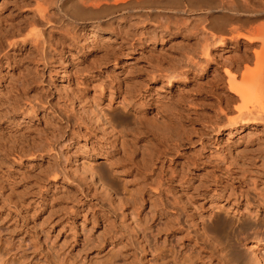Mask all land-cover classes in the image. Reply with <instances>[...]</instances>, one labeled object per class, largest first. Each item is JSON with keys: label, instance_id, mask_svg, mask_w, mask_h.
Wrapping results in <instances>:
<instances>
[{"label": "rangeland", "instance_id": "1", "mask_svg": "<svg viewBox=\"0 0 264 264\" xmlns=\"http://www.w3.org/2000/svg\"><path fill=\"white\" fill-rule=\"evenodd\" d=\"M157 1L156 16L74 27L54 0H0V264H256L252 245L264 256V126L212 127L225 121L219 57L234 48L210 46L192 69L205 17Z\"/></svg>", "mask_w": 264, "mask_h": 264}, {"label": "bare ground", "instance_id": "2", "mask_svg": "<svg viewBox=\"0 0 264 264\" xmlns=\"http://www.w3.org/2000/svg\"><path fill=\"white\" fill-rule=\"evenodd\" d=\"M110 1L113 3L111 4ZM189 2L184 5H178L179 2H177V8L172 12L202 14L205 17L201 22L203 23L201 34L206 37L208 43L193 48L192 53L198 52L199 55L197 58L194 56L195 59L188 60L192 69L203 71L204 67L209 65L210 46L219 45L223 50L234 48L232 52L230 51V55L219 57L223 59L219 63L226 77L227 91H222L216 119L222 121V118H225V121L219 124L215 121L213 130H219L221 123L228 130L239 132L242 127L250 126V130L253 131L258 124L264 126V0H207L204 6L196 7ZM159 3L157 0H54L57 13L74 27L86 20L95 27H99L112 14L117 13L123 15L142 13V15L156 16L160 8ZM46 10L47 8L40 9L39 17L49 22L51 14H48ZM31 35L35 48L38 51L43 50V42L36 40L40 37V30ZM88 37L91 39L92 34ZM106 38L108 37L105 36L104 39ZM154 38H156L155 35L150 37V40ZM159 38L163 41L162 36ZM89 39L87 42H92ZM25 42L22 40L20 43L23 45ZM17 44V41H10L9 46ZM217 70L215 66L211 74L216 73ZM63 82L61 80V83ZM94 107L98 109L97 105ZM97 114L100 113L97 112ZM215 184L217 186L218 183L215 182ZM224 188L223 185L219 191L215 187L210 193L215 192L218 194L216 196H221ZM249 250L256 264H264V256L258 252L257 246L252 245Z\"/></svg>", "mask_w": 264, "mask_h": 264}]
</instances>
